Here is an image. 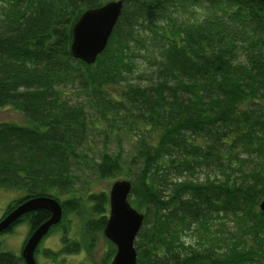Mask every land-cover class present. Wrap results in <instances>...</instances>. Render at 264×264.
Wrapping results in <instances>:
<instances>
[{"label": "trees", "instance_id": "1", "mask_svg": "<svg viewBox=\"0 0 264 264\" xmlns=\"http://www.w3.org/2000/svg\"><path fill=\"white\" fill-rule=\"evenodd\" d=\"M119 1L109 46L88 66L72 56L73 28L106 0H0V108L26 120L0 124V190L23 194L6 215L37 198L58 201L63 220L76 212L98 124L106 139L135 141L129 169L107 147L94 167L132 184L130 204L145 218L137 264H264V3ZM87 202L96 245L109 197ZM50 217L26 215L3 234L27 222L29 239ZM62 244L63 256L45 253L53 263L82 250L67 234ZM0 264L24 261L0 249Z\"/></svg>", "mask_w": 264, "mask_h": 264}, {"label": "rangeland", "instance_id": "2", "mask_svg": "<svg viewBox=\"0 0 264 264\" xmlns=\"http://www.w3.org/2000/svg\"><path fill=\"white\" fill-rule=\"evenodd\" d=\"M106 1L107 3H111L119 0ZM71 101L73 104L79 103L76 97H73V100ZM91 119L93 121L95 120L94 115L92 114ZM5 122L25 124L26 120L20 113H17L12 108L5 107V109L0 108V124ZM94 125L95 128L91 131L90 139L84 150L85 161H83V167L81 168L83 172L78 174L76 188L72 194V196L79 201L80 206L77 208L76 212L69 214L65 220L62 219V227L53 232L40 245L39 250L42 252L39 256H37V262L39 264H58L53 263V261L49 259L45 253L51 251L53 254L63 256L62 250L64 246L62 244V239L66 234L68 235L69 239L73 240V242H79L81 244L82 250L76 256L74 255L65 257L64 264H104L107 254L111 251L112 244L106 239L104 233H99L96 235V245H89V239L86 238L85 226L89 220L93 218V216L91 215L87 201L88 198L93 195L107 194L109 197L113 186L125 178H100L97 175L96 168L94 167V161H97L98 163L100 162V156L102 153L106 152L105 148L107 147L109 152L112 154L116 155L121 153V155H123L125 165L124 167L127 170L129 167H131L130 162L134 153L135 141H133L129 136L115 137L114 134H110V137L106 139L105 132H109V129L104 131L103 125ZM60 197V201H62V203L66 201V196ZM20 198H23L22 193L0 190V222L10 215H6L7 209L11 205L10 203ZM107 217H109V213L107 214ZM221 221L222 220H220V222ZM224 222L226 223V226H229L230 230H234V226L232 227L229 225L231 220L227 218V220H224ZM29 233L30 229L27 222H23L15 226L10 233L0 236L1 251L12 254L18 258H22V252L25 246L24 244L28 239ZM190 240H194V238ZM62 259L63 258H60V262H62Z\"/></svg>", "mask_w": 264, "mask_h": 264}, {"label": "water", "instance_id": "3", "mask_svg": "<svg viewBox=\"0 0 264 264\" xmlns=\"http://www.w3.org/2000/svg\"><path fill=\"white\" fill-rule=\"evenodd\" d=\"M264 3V0H255ZM124 9L123 1L106 4L100 9L83 13L72 32L71 53L76 61L85 65H95L109 46L110 39L118 25ZM132 184L119 181L109 195V219L104 235L117 252L112 264H137L135 243L143 227L144 215L134 209L129 201ZM264 212V201L260 205ZM39 211L50 213V219L40 226L25 244L22 258L25 264H37L35 252L52 228L63 219L61 204L51 198H37L27 201L0 222V236L26 215Z\"/></svg>", "mask_w": 264, "mask_h": 264}, {"label": "flooded vegetation", "instance_id": "4", "mask_svg": "<svg viewBox=\"0 0 264 264\" xmlns=\"http://www.w3.org/2000/svg\"><path fill=\"white\" fill-rule=\"evenodd\" d=\"M49 234H50V233H49ZM49 234H48V235H49ZM29 238H30V237H29ZM28 240H29V239H28ZM28 240H27V241H28ZM27 241H26V243H27ZM26 243H25V244H26ZM25 244H24V245H25ZM63 246H64V245H63ZM24 248H25V246H24ZM39 248H40V245H39V247L37 248V250H36V252H35V260H36V262H37V256H39V255L41 254V252H42V251L40 252ZM23 250H24V249H23ZM67 257H68V256H67ZM45 258H46V256H45ZM61 258H63V259H62V262H64V261H65V257H61ZM23 261H24V259H23ZM24 264H25V261H24ZM37 264H39V263L37 262Z\"/></svg>", "mask_w": 264, "mask_h": 264}]
</instances>
